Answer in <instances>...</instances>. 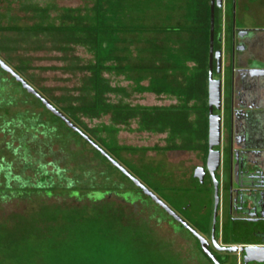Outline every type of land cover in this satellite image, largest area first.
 <instances>
[{
	"label": "rangeland",
	"instance_id": "374dc122",
	"mask_svg": "<svg viewBox=\"0 0 264 264\" xmlns=\"http://www.w3.org/2000/svg\"><path fill=\"white\" fill-rule=\"evenodd\" d=\"M95 1L0 0V60L52 104L58 112H61L66 119L80 128L114 161H118L174 213H178L179 208L185 206L187 201L190 202L193 205L191 212L193 211L196 219L192 221L187 215L183 216L188 219L191 226L200 231L202 221L206 222L208 219L205 217L210 216L207 213L204 217L201 216L202 204L188 189L194 184L179 179L181 175L189 177L197 162L194 154L187 151L161 152L160 148L163 149L172 143L179 146L183 144L180 139H170L172 135L170 130L165 129L163 132L144 130L139 117L131 119L126 124L116 125L111 114L91 117L80 113L72 116L69 112H65L67 108H77L84 103L89 104L94 95L90 90V79L93 76L90 68L96 63L92 45L85 42L86 37L82 34L61 36L51 32L34 35L29 30L35 26L59 28L92 25ZM186 2L187 0H122L120 2V7L116 11L117 15L113 16L109 22L113 26H139L158 30L157 33L153 31L142 34H120L113 37L112 45L116 50L115 59L105 63V67L119 69L103 71L101 74L104 85L114 90V92H107L103 95V102L106 105L150 108L176 103L175 98L156 96L141 91V89L149 86V76L157 75L154 67L161 66L158 60H164L162 63L166 62L165 58H159V51L155 46L162 45L164 50L161 54L165 52L167 58H171L169 48L174 46L175 50L178 48L180 52L185 42L188 41L189 37L186 34L176 35L165 32L166 28L193 26L186 18L189 8ZM251 2L257 7L261 5V8L252 10V16L246 17L241 22L238 18L239 10H237L236 26L264 29V0H249V3ZM116 4H119L118 1ZM106 14L109 18L113 15L108 12ZM179 52L181 57L182 53ZM168 61V66L179 65L174 75L176 80L180 75L182 78L179 80L183 82L185 70L180 65L184 62V58L174 57ZM150 65L153 67L148 74H146L148 71L136 70L137 67ZM186 66L188 75L193 72L196 65L188 62ZM161 75H165V72ZM11 77L0 69V97L12 103L9 109L6 111L2 109L0 112V163L1 158L4 162L10 160L13 162V175L22 173L25 177H32L31 170L20 172L22 165L18 164L15 159L12 160L6 147L12 143V147H17V141L23 136L29 138L36 133L28 128V123L24 128L21 126L14 128L8 125L2 130L1 126L3 122L9 123L21 113H25L26 118L36 116L42 121L46 112L38 105L37 100ZM228 102L229 99L226 100L227 105ZM194 105L193 101L188 104L189 107ZM198 119L195 113L187 117V121L194 128L197 127ZM60 141L63 142L61 137ZM53 142L51 149L56 151V155L59 152L60 158L63 159L71 173L81 175L93 171L97 175L96 185L105 186L108 190L117 187L122 182L127 187L123 193L128 192L122 197L129 198L134 203V196L130 197L133 191L134 193L136 191L133 185L123 177H121L122 181L120 175L110 168L111 166L105 167L104 163L93 154L90 146L83 149L82 146H76L75 142L69 141L67 145H62L61 150L59 147L61 143H58L56 139ZM119 148L127 151L121 152V159L110 154V149ZM43 161L48 162V158H44ZM103 172H109L107 179L106 176L99 175ZM3 176L1 172L0 190L5 189ZM11 185L15 187L16 183L12 182ZM179 190L183 192L179 193ZM84 194L86 193L82 192L83 197L80 200L85 202L88 199ZM112 196L113 194L109 195V198ZM137 196L141 197L144 204L136 202L131 208L140 214L144 222L146 221L148 232L164 241L162 243L164 250L154 261L159 264H206L181 227L173 224L171 220L169 222L167 215L154 206L148 198L142 194ZM115 200L118 203H125L117 198ZM73 201V198H67L64 195L50 197L32 195L28 199L21 200L0 198V225L12 226L21 221L23 227L29 228L27 226H31L33 218L42 207L71 205L75 203ZM210 220L211 217L207 222L210 223ZM38 227L43 233H47L46 225L39 224ZM236 233V231L232 233L235 234L232 240L241 242V235Z\"/></svg>",
	"mask_w": 264,
	"mask_h": 264
},
{
	"label": "trees",
	"instance_id": "16d2710c",
	"mask_svg": "<svg viewBox=\"0 0 264 264\" xmlns=\"http://www.w3.org/2000/svg\"><path fill=\"white\" fill-rule=\"evenodd\" d=\"M116 1L119 4H116ZM121 1L96 0L92 25L59 28L35 26L29 30L34 35L51 32L61 36L82 34L86 37L85 42L92 45L96 63L90 68L93 75L90 79V90L94 95L89 104L84 103L77 108L70 107L65 112H69L72 116L80 113L91 117L111 114L116 125L126 124L131 119L139 117L144 130L163 132L168 129L173 135H183L184 146L175 147V149L191 151L196 141H201L206 137L208 128L207 57L210 16L207 0H187L186 5L189 8L186 18L193 26L165 29L167 33L176 35L182 33L189 37L183 49H180L181 57L179 54H172L171 58H167V60L174 57L184 58V62L180 65L185 70L183 82L179 80L182 78L180 75L177 80L174 75L179 65L168 66L169 61L162 63L163 60L159 59L164 58L161 54L162 45L155 46L159 51L158 62H161V66L154 67L157 75L152 77L149 86L141 91L153 93L156 96L166 94L177 97L181 102L180 105L171 108H131L120 105L109 106L103 102L105 93L114 92L104 85L101 77L103 71L116 69L105 67V63L115 59L116 50L112 45L113 37L120 34H142L158 30L139 26H113L109 23L113 16L117 15L116 11ZM107 12L113 15L109 18ZM215 23H217V18H215ZM188 62L196 66L193 72L187 75L186 63ZM152 67V65L140 66L136 70L139 72L145 70L148 74ZM164 72L165 75H161ZM191 101L195 103L193 107L188 106ZM37 102L42 107L38 100ZM11 105V101L0 97V112L2 109L6 111ZM45 112L46 115L42 121L36 116L26 118V114L21 113L11 122H3L2 130L8 125L14 128L20 126L24 128L28 123V128L36 135L29 136V138L23 136L17 141V147H12L13 143L7 145L6 150L12 156V160L15 159L18 164L22 165L20 172L31 170L32 177H25L22 173L13 175V162L10 160L4 162L1 158L0 173L4 175L5 189L0 190V198L21 200L28 199L32 195H46L47 197L64 195L67 198H73L75 203L42 207L33 218L31 226H27L29 228L23 227L21 221L12 226L0 225V264H159L154 260L164 250L162 244L164 241L148 232L146 221L144 222L140 214L131 208L133 201L118 203L115 200V198L122 200V197H118L119 193L125 191L127 187L120 182L117 187L108 190L105 186L96 185L97 175L93 171L81 175L71 173L63 159L60 158L59 152L56 155V151L51 149L53 141L56 139L58 143H61L60 149L69 141L75 142L76 146H82L83 149L90 146L93 154L104 163L105 167L111 166V169L113 168L116 172L117 170L107 158L102 156L101 152L85 140L81 135H85L82 130L69 119L67 120L80 133L72 130L61 118L51 112L47 110ZM191 113L197 114L199 118L196 128L187 121ZM60 137L63 142L60 141ZM110 151V154L117 156L118 149H110ZM44 158H48V162H44ZM99 175L106 176L107 179L109 172L99 173ZM12 182L16 183L15 187L11 185ZM82 192L86 193L84 195L88 199L85 202L80 200L83 197ZM112 194L114 199L109 198ZM39 224L46 225L47 233H43L38 227Z\"/></svg>",
	"mask_w": 264,
	"mask_h": 264
},
{
	"label": "flooded vegetation",
	"instance_id": "af4514ba",
	"mask_svg": "<svg viewBox=\"0 0 264 264\" xmlns=\"http://www.w3.org/2000/svg\"><path fill=\"white\" fill-rule=\"evenodd\" d=\"M207 6L210 16L211 0H207ZM258 8H261V5L257 7L252 2L249 3V0H222V7L215 8L217 23L214 22L216 35L214 33L213 58H216L217 52L221 53L222 72L219 75L216 74L214 60L213 77L216 76L214 79L222 81L223 94L222 110L215 111V114L221 115L224 130H222L220 145L214 148V151L220 154V164L218 170L212 174L208 167L207 128L206 137L196 141L193 150L187 151L194 154L197 162L190 176L178 175L182 181H190L194 184L189 186V192L193 193L202 204L201 216L204 217L205 213L209 214L210 223L207 222L210 217H205L208 220L202 221L200 231L191 226L188 219L186 220L183 216L187 215L192 221L196 219L193 211L191 212L193 205L188 201L185 206L179 208L178 213L171 210L182 221L177 222L112 165L117 173L129 181L136 190L130 196H134V203H143L141 197L137 195L142 194L148 198L154 206L167 215L169 222L173 221V224H177L187 233V237L191 239L206 264H215L211 256L218 264H264V261H245V255L241 251L236 253L224 251L233 247L264 248V109L258 108L262 106V103L257 95L260 87L258 82L264 78V29L236 26L237 10H239L238 18L241 22L246 17L250 18L252 10H259ZM162 48L164 50L163 46ZM169 49L173 55L179 52L174 46ZM165 54L164 52L163 57L167 58ZM207 58L209 61V51ZM8 75L11 77L10 74ZM160 96L176 99L175 104L164 106V108L177 107L181 103L177 97L166 94ZM38 101L42 108L47 110L41 101ZM223 103H225L224 106ZM170 137L171 140L180 139L183 143L181 146H184L183 135L172 134ZM181 146L172 143L160 150L163 153L183 152L184 150L175 149ZM122 151L127 152L119 148L116 157L121 159ZM115 162L118 163L116 160ZM118 164L124 168L120 163ZM196 171H198L197 177H195ZM123 192L121 191L118 197L128 193ZM181 192L183 191L179 190V193ZM121 199L126 203L130 200L123 197ZM216 201V226L212 235ZM235 231L236 234L241 235V242L232 240V236L235 235L232 233ZM199 237L204 240L205 249Z\"/></svg>",
	"mask_w": 264,
	"mask_h": 264
},
{
	"label": "water",
	"instance_id": "95a60500",
	"mask_svg": "<svg viewBox=\"0 0 264 264\" xmlns=\"http://www.w3.org/2000/svg\"><path fill=\"white\" fill-rule=\"evenodd\" d=\"M222 7V0H211L210 6V30H209V61H208V80H207V103H208V167L210 172L214 174L216 170L219 168L220 164V154L217 151H214V148L220 145L221 134H222V117L221 115L215 114L216 112H220L222 110V81L216 80L213 77V61H216V74L219 75L222 72V58L221 53L217 52L215 54L216 58H213L214 52V33H215V8L220 9ZM0 69L10 74L14 80L21 85V87L30 95L34 96L36 99L40 100L41 103L46 107V109L51 112L53 115L61 118L68 127H70L75 132L80 133V131L64 116L57 111L55 107H53L48 101H46L36 90H34L29 84H27L20 76H18L10 67H8L4 62L0 60ZM85 140L89 141L91 145L101 152L102 156L108 159V161L118 170H120L126 177H128L137 187H139L146 196L152 198V200L162 207L167 214L172 216L177 222H182L168 207H166L156 196L152 194L149 190H147L139 181L134 179L129 172H127L124 168H122L117 162H115L108 154H106L101 148H99L96 144L92 143L90 139L81 134ZM197 172L195 173V177H197ZM217 195V193H216ZM217 199V196H216ZM216 208L217 201L215 202L214 207V215L212 222V235L215 232L216 226ZM184 224V223H183ZM188 227L186 224H184ZM200 238L201 245L203 249L204 240ZM224 251H228L229 253H236L241 251L245 255V261H264V248H238L233 247L229 249H224ZM214 260L215 264H218L217 261L211 256Z\"/></svg>",
	"mask_w": 264,
	"mask_h": 264
},
{
	"label": "crops",
	"instance_id": "0c3cea01",
	"mask_svg": "<svg viewBox=\"0 0 264 264\" xmlns=\"http://www.w3.org/2000/svg\"><path fill=\"white\" fill-rule=\"evenodd\" d=\"M164 61V60H163ZM166 62H167V59H166ZM147 76H149V75H147ZM152 75L151 76H149V78H150V80L152 79ZM259 89H258V91H257V95H258V97L260 98V102L262 103V106H260V107H258V108H262V109H264V78L262 79V80H260L259 82ZM148 87V86H147ZM150 94H153V93H150Z\"/></svg>",
	"mask_w": 264,
	"mask_h": 264
}]
</instances>
